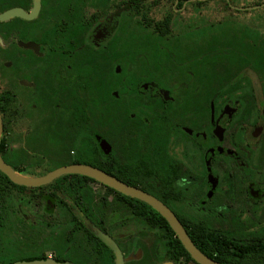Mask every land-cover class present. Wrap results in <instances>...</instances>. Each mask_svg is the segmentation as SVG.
<instances>
[{
	"label": "flooded vegetation",
	"instance_id": "flooded-vegetation-1",
	"mask_svg": "<svg viewBox=\"0 0 264 264\" xmlns=\"http://www.w3.org/2000/svg\"><path fill=\"white\" fill-rule=\"evenodd\" d=\"M138 1L0 0L1 156L32 177L97 168L166 205L214 261L264 264V97L245 85L255 66L207 52L209 27L232 26L255 65L256 34L228 22L181 31L187 5L206 0H175L152 21ZM59 179L24 190L0 182L1 255L117 264L101 231L123 264H198L147 203L87 176ZM55 218L67 223L47 233Z\"/></svg>",
	"mask_w": 264,
	"mask_h": 264
},
{
	"label": "rangeland",
	"instance_id": "rangeland-1",
	"mask_svg": "<svg viewBox=\"0 0 264 264\" xmlns=\"http://www.w3.org/2000/svg\"><path fill=\"white\" fill-rule=\"evenodd\" d=\"M229 4H227L226 0H206L203 2L202 6L195 12V7L193 4H188L187 8H185V12L180 16L179 22L182 24L181 31H183L184 27H188L189 25H196L197 29L201 27L202 24L206 25L209 23H220L224 24L228 22L230 25H234L235 27L239 25L244 30L245 27L252 30L253 33L260 32L261 35L264 36V0H240V3H231L228 0ZM146 9L145 14L148 16L150 21L161 19L168 10L175 8L174 5L179 2L175 0H145ZM199 22L196 24L195 22ZM202 21V22H201ZM201 22V23H200ZM248 31V30H247ZM183 32H179L181 34ZM177 34V33H176ZM226 73L225 68L217 65L214 66V74L217 79H220L221 83L224 80L226 82ZM256 83L255 92L258 97H264L263 87L260 85V81L258 77L255 79L254 77L247 75L245 79V85L254 86ZM260 85V86H259ZM29 194H25L23 198L19 199V202L23 205V209L28 213L33 212V208L29 203L30 199L28 197ZM259 215L256 219V222H261L262 224L259 226L260 228L264 227V209L258 210ZM34 213V212H33ZM34 220V219H33ZM38 221V220H34ZM41 222V220H39ZM17 226V230L22 229V224ZM51 228L47 230V233H56L63 226L64 223H67L64 219H50ZM17 233V232H16ZM41 236H45L44 233H41ZM148 240V239H147Z\"/></svg>",
	"mask_w": 264,
	"mask_h": 264
},
{
	"label": "water",
	"instance_id": "water-1",
	"mask_svg": "<svg viewBox=\"0 0 264 264\" xmlns=\"http://www.w3.org/2000/svg\"><path fill=\"white\" fill-rule=\"evenodd\" d=\"M2 134V120L0 115V139ZM0 173L6 175L11 182L15 185L23 186L27 188H40L47 186L65 175H83L95 179L105 185H109L120 191L121 193L141 200L148 205H150L153 209L158 211L170 224L171 228L175 232L176 236L183 244L187 252L191 255L193 260H195L198 264H220L210 257L206 256L202 253L188 236L185 228L181 224L180 220L176 217V215L162 202L157 200L155 197L139 190L136 188L129 187L120 181L115 180L105 172L91 167L87 165H71L58 168L54 171H51L43 176H25L21 173L16 172L12 167H10L2 158L0 153ZM97 236L108 246L110 247L117 255L118 261L117 264H123V256L117 247V245L109 239L105 234L101 231L97 233ZM14 264H59L54 260H36V261H19Z\"/></svg>",
	"mask_w": 264,
	"mask_h": 264
},
{
	"label": "trees",
	"instance_id": "trees-1",
	"mask_svg": "<svg viewBox=\"0 0 264 264\" xmlns=\"http://www.w3.org/2000/svg\"><path fill=\"white\" fill-rule=\"evenodd\" d=\"M131 5H137L139 3L138 0H129ZM185 0H180V3H182ZM227 2V1H226ZM231 3H240V0H230ZM228 3V2H227ZM171 19H169L166 22V25H161V35L167 36L169 35V29H170ZM232 30L234 32H232ZM255 65H254V59L252 57H249V55H254L253 51L251 50L249 39H243V37L240 35L239 32H236V29L232 26L225 27H215L210 26L209 27V35H208V47L207 52L208 55H235L234 61L240 62L242 64L241 67L245 66H255L257 77L260 81V85L263 87L264 92V36L260 34V32L256 33L255 37ZM243 55H246L247 57L244 58ZM239 76H237L238 78ZM16 172L21 173L25 176H28L27 173L23 171H18L14 169ZM62 179V178H61ZM60 180V179H58ZM1 181H7L10 185L17 189H27L26 187L18 186L13 184L10 179L4 175L3 173H0V182ZM164 223L167 224L166 220L161 218ZM171 230V229H170ZM172 236H175V233L171 230ZM194 239V238H192ZM174 242L181 246V249L183 252H185L189 257V253L187 250L183 247L180 240L175 237ZM104 247L105 245L100 242ZM196 244H198L196 242ZM257 244H264V239L257 242ZM191 258V257H190ZM24 260V259H23ZM20 260V257L13 255L12 257H5L4 255L0 254V264H13ZM36 261V260H34Z\"/></svg>",
	"mask_w": 264,
	"mask_h": 264
}]
</instances>
